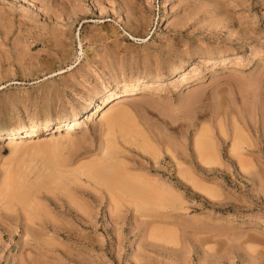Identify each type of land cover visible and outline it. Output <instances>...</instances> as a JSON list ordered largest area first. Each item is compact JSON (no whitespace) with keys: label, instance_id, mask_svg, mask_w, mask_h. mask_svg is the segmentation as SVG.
I'll use <instances>...</instances> for the list:
<instances>
[{"label":"rangeland","instance_id":"rangeland-1","mask_svg":"<svg viewBox=\"0 0 264 264\" xmlns=\"http://www.w3.org/2000/svg\"><path fill=\"white\" fill-rule=\"evenodd\" d=\"M0 264H264V0H0Z\"/></svg>","mask_w":264,"mask_h":264},{"label":"bare ground","instance_id":"bare-ground-1","mask_svg":"<svg viewBox=\"0 0 264 264\" xmlns=\"http://www.w3.org/2000/svg\"><path fill=\"white\" fill-rule=\"evenodd\" d=\"M155 81L157 82V81H161V77L160 76H157L156 78H155ZM131 89V88H130ZM134 89V88H133ZM111 97H112V95L110 94L109 96H107V97H105L104 99H103V101H102V104L101 105H103V106H105V108H106V105H108L107 103H112V102H114L115 101V103H114V105H112L111 106V108L112 107H114V106H120L123 102H126L128 99L126 98V97H120V98H116V99H114V100H111L110 101V99H111ZM105 108L103 109V111H102V115H104V116H108L107 114L109 113L108 111H109V109L108 110H106L105 112H104V110H105ZM117 111H113V113H111V116L108 118V121H109V123H110V125H112V126H115V125H117V124H119V122H120V119L122 118L121 117V114L120 115H118L119 114V112L118 113H116ZM110 115V114H109ZM122 120V119H121ZM80 120L79 119H74V120H72V121H70L69 123H68V131H72V130H75V132H76V130L79 128V126H80V122H79ZM121 123V122H120ZM120 125V124H119ZM42 127V126H41ZM44 127L47 129L48 128V126L47 125H44ZM59 128L57 127V130H58ZM38 130H41V128L39 127V126H33L32 128H31V132H33L34 133V131H38ZM18 132V131H17ZM15 133V132H14ZM11 135V134H10ZM20 135V134H19ZM25 135H26V133H25ZM12 136V135H11ZM14 137V136H13ZM8 144H10V145H13V144H15V141H13V139H8ZM202 141V140H201ZM201 146V145H200ZM112 158V157H111ZM107 166V165H106ZM106 166H103V167H106ZM108 167H111V165H109V166H107L106 168H108ZM112 167H113V165H112ZM112 167L111 168H109V169H111V170H109V171H112ZM117 168H114L113 169V172L114 173H112V172H108V170L107 171H105V170H102L101 168H99V169H96V170H98V175L99 174H101V175H103L104 177H106L107 179H105V180H107V181H109V183H111L110 182V180L112 181V186L113 185H119L118 186V188H123V189H121V190H126L125 191V193H127V194H129V196L130 195H136V198H137V195L139 196V194H140V189L142 190V187L143 186H141V185H138L135 181H130V180H124L123 178H122V174L120 173H118V174H115L116 172L115 171H117L116 170ZM100 172V173H99ZM95 173H96V171H94V173H93V171H92V174L93 175H95ZM96 174V175H97ZM95 175V176H96ZM121 176V177H120ZM97 177V176H96ZM100 177V176H99ZM102 178V177H101ZM97 179H98V177H97ZM103 179V178H102ZM15 180V179H14ZM11 181V180H10ZM13 181V180H12ZM20 181V180H19ZM22 181V180H21ZM25 181V180H24ZM103 181V180H102ZM18 182V181H17ZM40 182V181H39ZM114 183V184H113ZM14 184V183H13ZM18 184H19V182H18ZM21 184V183H20ZM17 185L18 186V188L20 187H22V188H25V187H27L28 188V186H25V184H23L22 183V185L23 186H21V185ZM116 185H115V187H116ZM11 185H9V187H10ZM14 186V185H13ZM16 184H15V188L14 187H10V190L11 189H15V191H18L19 189H16ZM33 186H36V185H33ZM111 186V185H110ZM121 186V187H120ZM139 186V187H138ZM37 187V186H36ZM35 187V188H36ZM144 187H146V186H144ZM22 188H21V190H22ZM27 188H25L26 190H27ZM31 189V188H30ZM13 190H11L12 192L10 193L9 192V194H11V195H9V196H11V198H13L12 196H14V194H12L13 192H15V191H13ZM31 190H34V188H32ZM29 191V188H28V190L27 191H29V192H32V191ZM120 190V191H121ZM148 192V191H147ZM143 193H144V190H143ZM21 194V195H20ZM30 194V193H29ZM29 194L27 195V193L26 194H23V190L20 192V190H19V192H18V194H17V192H16V194H15V198H17V199H20V196H22V195H24V196H29ZM124 194V193H123ZM156 194V193H155ZM6 195V194H5ZM158 195V194H157ZM19 196V197H18ZM24 196H22L21 198L22 199H24L23 197ZM27 196H26V198H27ZM142 196H143V194H142ZM139 197H141V196H139ZM138 197V198H139ZM144 197V196H143ZM8 198V197H7ZM25 198V199H26ZM135 198V197H134ZM158 200V199H157ZM17 201V200H16ZM23 202V201H22Z\"/></svg>","mask_w":264,"mask_h":264}]
</instances>
